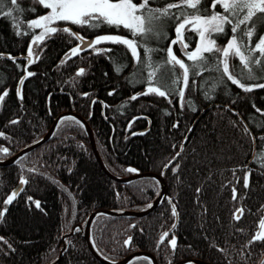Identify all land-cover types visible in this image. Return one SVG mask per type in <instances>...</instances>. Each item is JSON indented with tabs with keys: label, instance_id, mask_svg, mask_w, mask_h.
I'll return each mask as SVG.
<instances>
[{
	"label": "trees",
	"instance_id": "trees-1",
	"mask_svg": "<svg viewBox=\"0 0 264 264\" xmlns=\"http://www.w3.org/2000/svg\"><path fill=\"white\" fill-rule=\"evenodd\" d=\"M169 4L177 7L162 14ZM3 8L0 149L8 151L0 150V159L44 137L59 114L78 113L88 120L109 172L118 177L155 172L167 183L165 202L145 217L102 214L92 222V241L102 257L115 261L147 251L158 264L189 259L264 264V238H256L264 237V227L258 233L264 217V87L258 86L264 84V54L254 47L264 36V13L256 12L233 32L246 10L237 16L215 0H199L195 8L183 0H148L141 12L159 10L151 14L158 18L150 25L146 19L151 31L133 36L123 26L99 21H92L99 27L59 21L57 32L37 45L28 62L22 56L29 55L38 30L29 23L49 9L39 0H17V5L4 0ZM193 14L231 21L221 22L223 31L210 35L216 47L195 60L174 43L177 26ZM182 30L195 47L197 32ZM105 35L134 41L137 56L127 45L110 41L79 50V37ZM233 39L248 67L239 56L223 55L222 47ZM169 49L189 69L187 86ZM257 59L261 63L251 62ZM66 118L45 144L0 166V264H101L79 228L66 237L59 257L62 237L95 210H142L160 193L159 183L150 178L110 179L82 122ZM128 264L152 263L140 257Z\"/></svg>",
	"mask_w": 264,
	"mask_h": 264
},
{
	"label": "snow or ice",
	"instance_id": "snow-or-ice-1",
	"mask_svg": "<svg viewBox=\"0 0 264 264\" xmlns=\"http://www.w3.org/2000/svg\"><path fill=\"white\" fill-rule=\"evenodd\" d=\"M4 0H0V11H4L3 8ZM39 2L45 7L51 10L49 15H45L41 17L39 20L32 21V24L36 27H45L46 31L55 33L57 32V28L52 27L48 28L47 26L50 23H54L56 21H68L72 24L76 25H90L92 27H99V23L92 24V21H99L100 23H105L108 25L114 26H123L124 28L128 29L133 36L138 34H144L145 31H151V28L148 27L146 29L145 23L146 19L148 24H151V20L153 17L151 14L154 11L159 10H152L149 9L147 13L141 12V9L147 7L148 0H142L141 3L137 4L134 3L133 0H39ZM216 3H221L224 10L227 12L231 10L233 14L239 16L240 11L246 10V14L239 18L236 24L233 26L232 31L235 32L236 28L239 27L240 24H243L250 20L252 16L256 12L264 13V0H215ZM9 5H17V0H7ZM183 3L186 4L188 7L195 8L196 5L199 3V0H183ZM215 6V5H214ZM173 7H177L176 4H169L166 9L162 10V14H167L168 9ZM15 10H19L18 6ZM139 13V14H138ZM6 15L11 16L12 10H8L5 12ZM220 21V22H228L227 17H221L219 15H212L211 19L204 20L201 19L200 16L193 14L191 19L187 17L177 26L176 31L178 37L181 34V29L185 27L186 24H194V25H213V22ZM208 28H204L200 31V38L201 41L205 39L204 33L208 31ZM212 31H223L222 27L219 24H216L214 27L211 28ZM63 32H70V29L63 28ZM247 35L251 36V32H248ZM42 37H37V39H41ZM82 39V38H81ZM105 41H110L113 43H123L127 45L130 49H132V53L134 56H137L136 53V43L132 40L127 38L121 37H114V36H102L97 37L95 43H101ZM175 43V41H174ZM214 43V42H213ZM184 47L186 48L187 45L185 44ZM255 50L259 51L261 54H264V37H261L259 43L255 46ZM231 54L239 56L240 61L248 67L249 59L244 55V53L240 50V47L237 45L236 40L233 39L229 42L226 49H223V55L228 57L230 55V50H233ZM77 49H73V53ZM212 51L211 47L203 46L197 48L194 52L188 54L189 59H200L202 52H210ZM169 55L172 56V60L175 61L176 64H179L180 68L184 70V81L185 86H187V79H188V71L189 69L185 66V64L177 59L174 55H172L171 50L169 49ZM252 63H261L260 60L251 61ZM83 70H81L82 72ZM224 72H228V65L225 62L224 64ZM29 75H32L29 73ZM153 75V73H150ZM229 79L232 80L234 84H240L239 80L233 79L231 75H229ZM23 83V81H21ZM242 86V85H241ZM259 87H264V84L258 85ZM246 91L250 90L245 88ZM149 91H158V89L150 88ZM160 96H165L164 91H158ZM6 95V93H5ZM183 93H181V96ZM0 99H3V96H0ZM135 99V97H133ZM70 119V118H66ZM2 135V133H0ZM4 152H7V149H0ZM128 171H134L129 169ZM26 181H21V183H25ZM14 195V194H13ZM13 197L9 196L8 200L5 201L6 203L11 202ZM151 207V205H149ZM176 214L175 207L173 206V215ZM2 215V213H0ZM239 219V217H236ZM264 227V224L261 225ZM167 235V233H165ZM257 239L264 238L261 236H257ZM163 239V238H162ZM128 243V241H126ZM173 247L175 246V240L171 241Z\"/></svg>",
	"mask_w": 264,
	"mask_h": 264
},
{
	"label": "water",
	"instance_id": "water-1",
	"mask_svg": "<svg viewBox=\"0 0 264 264\" xmlns=\"http://www.w3.org/2000/svg\"><path fill=\"white\" fill-rule=\"evenodd\" d=\"M182 29H181V34H182ZM80 40V45H79V50H84L88 47H91L94 45L95 42V38L94 39H81V37H79ZM176 44L178 46V50L179 52L181 51V54L184 56L188 57L189 53H192L194 51H189L187 48L184 47V41H182L181 35L178 37V34L176 33L175 36V40ZM22 57L28 58V62L32 61V57L25 54ZM28 76V74H26L25 76H23L21 78V80L24 82V79ZM21 86L22 83L20 82L19 86H18V91L19 94L21 93ZM66 117H72L74 119H78L82 122V124L85 127V130H87V134H88V139L91 143V149L94 153L95 159L96 161L99 163V165L101 166V168L103 169V171L109 176L110 179H113L116 182H132L133 180H138V179H143V178H150L152 180H157V182L159 183L160 186V193L155 197V199L153 201H151V203L149 205H151V207H149V205H147L146 207H144V209L142 210H134V211H129V210H107V209H102V210H95L93 212H91V214L89 215V217L87 218V220L85 221L84 225H78L75 226L72 230L71 233L64 235L63 238V247L61 250V253L59 255V257H61V254L63 252V250L65 249V239L68 236H71V234L76 230V228H79L80 230H82V235L83 237H85L86 240V245L89 248L92 256H94L101 264H128L133 260H136V258H148L152 264H158L157 259L154 255H152L150 252H144V251H136L135 253H132L130 255H127L124 259L121 260H115V261H111L109 259H107L106 257H102L100 255V253L98 252L97 248L94 246L93 241H92V237H91V228H92V222L99 216H102V214L104 215H109V216H127L130 218H134V217H145V215L150 214V212L154 211L156 208L160 207L164 202L165 199L167 198L168 195V191H167V183L166 180H164L163 176L161 174H157L155 172L151 173V172H143V173H134L131 176H126V177H118L115 176L112 172H109L108 169L105 166L104 161H102L100 152L97 150V145H96V140L94 139V132L88 122V120H85L81 115H79L78 113L72 112V111H65L64 113L59 114L52 126L49 128V130L47 131V133L45 134L44 137H42L41 139L35 141L34 144L25 146V148L21 149L20 151L16 152L14 154V156L8 157V158H4V159H0V166L4 167L7 165H12L14 164L17 160H19L20 158L24 157L26 153H29L33 150H35V148L43 145L46 143L47 140L50 139V137L53 135L54 130L56 129V126L59 124V122H61L62 119H65ZM254 157V155H253ZM252 157V158H253ZM21 184L18 185V187L15 190V193L18 192V190L21 188ZM177 218H178V214L176 213V220H175V225L174 227L177 225ZM264 220V217H263ZM263 220L261 225L263 224ZM259 226V231L258 233H260V231L262 230V226ZM173 227V228H174ZM172 228V229H173ZM173 264H212V263H208L205 262L203 260H197V259H189V260H179V262H175Z\"/></svg>",
	"mask_w": 264,
	"mask_h": 264
},
{
	"label": "rangeland",
	"instance_id": "rangeland-1",
	"mask_svg": "<svg viewBox=\"0 0 264 264\" xmlns=\"http://www.w3.org/2000/svg\"><path fill=\"white\" fill-rule=\"evenodd\" d=\"M51 13V10L49 9V12L47 13V14H45V15H49ZM45 15H43V16H45ZM43 16H41V17H43ZM40 17V18H41ZM211 17L212 16H210V18H208V17H200L201 19H204V20H208V19H211ZM39 18V19H40ZM39 19H35V20H39ZM35 20H32V21H35ZM32 21H30V23H29V25H31V26H33V27H35V28H37L38 30H37V34L34 36L35 38L30 42V49H29V56H33L34 55V52H35V50H36V48H37V45L38 44H40L41 43V41H43L46 37H47V35H49V34H51V32H49V31H46V29H45V27H36V26H34L33 24H32ZM58 22L59 21H56V22H54V23H50L47 27L48 28H52V27H55V28H57L58 27ZM68 22V21H67ZM216 24H219V25H221V22L220 21H216V22H213V25H194V24H186L185 25V27L183 28V29H185V28H187V29H193V30H195L196 32H197V35H198V42H197V45L195 46V47H193V48H191L190 46H189V44L183 39V35H181V38H182V41H184V44H186L187 45V49L189 50V51H195L197 48H200V47H203V46H208V47H211V49L212 48H215L216 46H215V43H213V40L212 39H210V35H211V33L212 32H214V31H212L211 30V28L212 27H214ZM204 28H208L209 30L208 31H206L205 33H204V36H205V39L203 40V41H201V38H200V31L201 30H203ZM182 34H183V31H182ZM105 36H110V35H105ZM37 37H42L41 39H37ZM98 37H102V36H98ZM114 37H120V36H117V35H115ZM264 37V36H263ZM122 38V37H121ZM85 39H88V38H85ZM96 40V39H95ZM94 44H97V43H95L94 42ZM79 45H80V42H79ZM223 49H226V47H222V49L221 50H223ZM96 50H98V47L96 48ZM234 50H230V55H233V54H231V52H233ZM173 52V51H172ZM223 52V51H222ZM172 55H174L177 59H179V60H181V57L180 58H178L176 55H175V52H174V54L172 53Z\"/></svg>",
	"mask_w": 264,
	"mask_h": 264
}]
</instances>
